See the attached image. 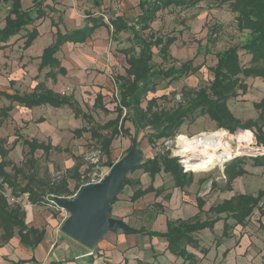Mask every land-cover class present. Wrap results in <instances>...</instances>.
<instances>
[{
  "label": "trees",
  "instance_id": "trees-1",
  "mask_svg": "<svg viewBox=\"0 0 264 264\" xmlns=\"http://www.w3.org/2000/svg\"><path fill=\"white\" fill-rule=\"evenodd\" d=\"M201 0H140L138 3L139 13L132 19L128 20L123 16H116L109 19L108 23L103 20L102 16H87L86 24L81 28L72 29L62 33L58 29L55 32V39L52 44L43 49L39 57L38 69L44 67L57 68V72L64 75L66 70L60 66L59 60L55 54L60 46L66 42L82 43L90 37L92 32L102 26L111 25L112 30L110 37L116 36L120 32H128L130 40L134 46L123 49L125 54L127 68L124 75L117 76L114 80L118 89L119 99L116 102L113 111L116 116L104 123L94 121L90 113L84 112L79 104L69 96L56 93L43 84H38L29 93L8 94L0 91V97L10 101H15L24 107H34L48 104L53 107L67 105L72 109L76 117H81L86 121V126L75 129L74 135L80 137L82 133L88 132L90 137L98 143L101 155L104 154L107 161H110V145L112 140L118 135L130 136V129L125 127V122L130 121L134 133L138 134L145 128L150 132L147 134V141L154 143L161 138H174L185 119L195 120L200 116L206 115L214 121L216 128H221L229 133L239 130L240 133L251 134L257 144L264 145V95L253 106L258 110L256 118H248L244 121L235 117L230 111L227 101L237 96L240 89L245 91L246 87L241 80V76L260 77L264 81V0H228L229 8L235 14L234 19L239 31H247L249 40L242 45L241 49L249 55V65L244 67L240 64L238 45H231L215 53L216 63L211 68L213 78L207 87L191 89L184 93L182 102L171 108L161 107L158 100L164 98L161 96H152L147 98L149 92H154L158 78L167 79L169 82L177 81L189 74L195 73L199 67L192 64L190 60L179 63L178 66L170 65L165 68H154L151 63L153 52L152 48H157L158 55L168 59L169 46L175 40V37L163 39L151 32V24L156 19L159 12L171 7H194ZM3 3H9V8L3 18V24H0V49L10 39V37L25 31L23 37V47H28L38 31L35 22L43 19L46 15V8L43 6V0H33L32 5L23 9L21 0H0ZM52 25L53 19H51ZM31 26L30 29L27 27ZM217 25L209 26L207 37L208 43L214 44L218 32ZM135 47L137 51H135ZM53 77H54V73ZM94 107H99L104 112H109L102 106V95L98 93L94 99ZM10 106L0 109V114L5 115ZM125 110V112H124ZM105 131V132H103ZM5 139L0 137V244L8 241L16 228L21 242L31 244L38 243L43 235V231L28 228L25 224V212L19 203H9L6 190H10L12 197H18L23 194L27 195L28 201L32 204H41L47 201L48 197H67L72 195L68 188V178H72L76 183L79 181L76 190L87 180L83 174L80 176L79 168L81 166L80 158H75V164L72 168L60 174L56 179H40L36 171V159L34 153L41 149L44 157L47 159L49 151L52 148L50 144L38 142L34 139L28 140L23 138L22 145L26 146L27 151L25 164L28 165L26 170L22 166H17L8 158V149L4 146ZM58 149L57 147H54ZM254 165L264 164V153L251 156ZM244 157L234 156L223 163V174L226 182L224 189L230 190L232 181L246 173L244 169ZM10 166V171L6 168ZM91 166V165H90ZM189 169V165L187 164ZM91 169V167H90ZM141 169L147 173L151 180L159 172L168 174L173 180V185L181 189L188 187L193 182L191 171L184 170L180 159L172 156L171 152L166 149L155 153L152 157L145 158L139 165L130 168L129 173ZM21 178L25 182L21 184L18 181ZM125 185L134 186L130 201L142 197L146 193L154 192L156 196L160 195L164 189L162 187L154 188L150 183L145 188H140L139 180H132L127 175L121 183L120 191ZM119 191V192H120ZM117 196L114 198V202ZM113 202V203H114ZM204 201L197 197V207L201 210ZM264 190H258L255 195L238 194L230 199L223 200L221 203L211 206L208 211L215 214L214 218L200 220L194 219H177L168 220L167 228L164 232H147L149 235L160 236L167 242V249L176 256H180L189 261V264L195 263V256L190 253L186 246L197 247V240L194 233L204 228H212L214 223L219 219L220 213H225L223 233L234 225H244L254 209H258L260 215H264ZM232 219L233 223L228 224L227 220ZM144 232V230L126 229L125 233Z\"/></svg>",
  "mask_w": 264,
  "mask_h": 264
},
{
  "label": "crops",
  "instance_id": "crops-1",
  "mask_svg": "<svg viewBox=\"0 0 264 264\" xmlns=\"http://www.w3.org/2000/svg\"><path fill=\"white\" fill-rule=\"evenodd\" d=\"M32 1L33 0H21L22 8L25 9L30 7ZM64 1L65 0H55L53 3L52 0H43V6H48L46 12L47 10L53 11L54 9H59ZM139 1L140 0H116V2L111 4V9L115 11L114 16L107 20L103 18V20L108 23L109 19H113L116 16H123L128 20H132L139 13ZM95 4L98 6L96 0ZM87 16L97 17L102 16V14L99 13L98 15H94L92 13H86L84 23L79 26L71 27L66 22V19H64V15L62 16L61 23H59L58 20L52 17V14L48 15L47 12V15L43 19L35 22L38 35L28 47H23L24 34L10 37L4 44V47L0 49V53H5L10 59H14L15 66L22 67L23 73L18 75L13 73L6 79L0 77V91H4L8 94H14L15 92L23 94L31 92L36 85L43 84L46 88L56 93L74 99L79 104L80 108L84 112L90 113L94 119L92 112L85 108L82 100L77 97V92L73 91L72 84L69 82L65 83L64 76H67L71 72L70 69L74 66L85 67L86 64L90 63V60L95 59L94 57L96 56L93 52H95L97 46L102 47L101 42L104 37L108 35L110 37L112 30L111 25H102L96 28L85 42L73 43L66 41L60 46L55 56L59 60L60 66H63L66 70L64 75L58 73L56 67L38 69L40 62L39 57L43 49L53 43L56 30L58 29L64 33L65 31L81 28L86 24ZM51 19H53V23L55 24L52 25ZM72 22H74V20H72ZM27 28L30 29L31 26ZM87 42L89 53L84 54L80 51L71 53L69 50L70 47L74 45H82ZM65 48L69 51H65ZM52 73L55 74L54 77ZM94 88L99 90L88 105L104 112L99 107L93 106L96 95L100 93L102 95V106L107 108L106 105L103 104L104 93L100 90L101 88L98 86H94ZM89 91L92 92L93 90L90 89ZM8 106H10V109L6 110L5 115L0 114V128L5 125L7 121L13 119L14 125L20 128V131H18L20 134L18 133L19 135L15 136L13 143H17L18 145L21 143L20 146L23 148L26 147L22 145L23 138L28 140L34 139L45 144L48 143L52 148L49 151L47 159H53L58 153H70L69 146H71L75 140H71L69 146H61L64 131L71 132L74 139H80L83 134H87L90 141L96 142L90 137L88 132L82 133L80 137L74 135L73 131L86 126V121L81 117H76L72 109L67 105L53 107L48 104H43L28 108L19 105L15 101L0 97V109ZM110 112H114L115 115L107 118L105 121L100 122L96 119H94V121L102 124L109 119L115 118L116 112L113 110L104 113L108 114ZM77 120L82 122L81 126L77 124ZM128 122L130 125L125 124V127L130 129L131 134L133 126L130 121ZM123 136L124 135H118L112 140L108 166L115 162V158L118 157L117 154L119 150L115 151V141L118 137ZM0 137L3 138L1 135ZM18 140L20 142H18ZM96 144L98 143L96 142ZM4 146L8 149L7 156H9L10 148L7 147L6 140ZM36 151H41L42 153L41 149H37ZM72 153H70L69 161L67 160L65 163L66 170L74 166L76 157L80 158V156ZM152 156L153 155H150L149 157ZM254 166L258 173L264 175V164ZM81 167L82 164L79 168L80 176L83 175ZM244 169L246 173L236 177L232 181L230 190L224 189L226 178L223 174V169L219 172L220 175L218 174L214 179H206L205 176L201 174L194 175L193 182L183 189L175 187L171 177L164 172L157 173L153 180H151L147 173L138 169L141 172H138L137 178L135 179L139 180L138 186L140 188H145L151 183L154 188L162 187L164 191L158 196H156L154 192H149L135 201H130L129 197L132 194L134 186L127 185L129 191L123 195L122 200L115 201L118 206H116L114 210L113 217L122 219L131 229H141L144 230V232L135 231L125 233L123 230L109 231L96 243L94 249L87 248L60 230L62 222L68 216L65 209L51 207L48 205L47 201L41 204H32L28 201L27 195L23 194L18 197H12L10 190L7 189L8 192L6 190L5 195L9 203H19L24 210L26 226L38 231L42 230L43 235L38 243L33 244V238L31 237L32 243L25 244L21 242L17 229L15 228L12 237L5 243L0 244V264H189V261L174 255L167 249V242L164 238L149 235L147 232L166 231L168 220H186L194 218L205 220L214 218L215 214L208 211L211 206H215L223 200L230 199L238 194L255 195L258 190H264V188H258L255 192L252 191L250 184H246V177L249 170L246 166H244ZM138 170L136 169V171ZM192 173H195V171ZM68 180L73 179L68 178ZM213 181L217 182L219 186L218 189H211ZM68 188L70 189L69 184ZM197 197H200L204 201L201 210L197 207ZM116 204H112V207ZM252 214L248 219L252 216V220L254 219L253 222H255L257 227H261V232H264V215H260L258 209H254ZM218 216L222 219L216 221L212 228H204L194 233V237L197 240V247H192L190 245L186 246V249L195 256V263L257 264L258 261L261 260V256H259L261 253L258 254L260 249L258 250V247L253 243V238L255 237L248 236L249 233H240L238 231L242 229L249 231L245 225L248 219L244 225H234L224 234L223 217L225 213H220ZM227 223L232 224L233 220L228 219ZM1 232L0 228V234Z\"/></svg>",
  "mask_w": 264,
  "mask_h": 264
},
{
  "label": "rangeland",
  "instance_id": "rangeland-1",
  "mask_svg": "<svg viewBox=\"0 0 264 264\" xmlns=\"http://www.w3.org/2000/svg\"><path fill=\"white\" fill-rule=\"evenodd\" d=\"M52 1L53 3L55 2V0ZM96 1L98 2V6L95 4V0H65L59 9H54L53 11L47 10V12L48 15L52 14V17L58 20L59 23H61L62 16L64 15V19H66V22L71 27L84 23L86 13L94 15L100 13L105 20L114 16L115 11L111 9V4L116 2V0ZM228 4V0H201L194 7H171L158 13L156 19L151 24V32L157 36H161L163 39L175 37V40L169 46L168 52L170 57L168 59L162 60L157 53L158 49L152 48V66L154 68H165L172 64L178 66L179 63L190 60L199 69L195 73L184 76L177 81L169 82L167 79L158 78L155 91L149 92L147 98L163 95L164 98L158 100V105L171 108L182 102L185 92L191 89L207 87L213 78L211 68L216 63L215 53L231 45H238L240 47L238 51L240 64L244 67L249 65L250 55L241 49L242 45L249 40L248 32L237 29L234 19L235 14L230 11ZM8 7V3L0 2V24H3V18ZM213 24L217 25L219 29L216 42L210 45L206 39L209 33V26ZM24 32L22 31L20 35L24 34ZM101 43L102 47L97 46L95 52H93L96 56L94 60H90V63L86 64L85 67L74 66L70 69L71 72L67 76H64L65 83L69 82L72 84L73 91L77 92V97L82 100L85 108L92 112L94 119L100 122L113 117L115 113L110 112L107 114L88 105L99 90L95 89L94 86L101 88L100 90L104 93L103 104L110 111L113 110L119 99L118 89L115 87L113 80H116L119 75H124V70L127 67L125 56L121 50L134 46L128 32H120L113 37H109L108 35L103 38ZM69 50L71 53L80 51L85 54L90 52L88 42L82 45H74ZM69 50L65 48V51ZM135 51H137L136 47ZM84 58L87 59L86 57ZM13 60L8 55H5V53H0V77L3 79L8 78L13 73L15 75L23 73V68L15 66ZM241 80L246 87L245 91L242 92L239 89L237 96L228 99L227 104L233 115L244 121L248 118L257 117L258 110L253 106V103L264 95V81L262 78L255 76H241ZM90 89L93 91H89ZM76 122L79 126L82 125L81 121L77 120ZM125 124L130 125L128 121ZM239 130L242 129L229 133L224 129L216 128L215 123L204 115L195 120L185 119L174 138H161L151 144L147 141V134L150 132L148 128L143 129L138 134H135L132 128L131 137L125 135L118 137L115 141V151L119 150L115 161L126 155L131 150L133 144L136 150L139 151L142 161L145 158H149L150 155L168 149L172 156H176L181 161L185 160L186 166L188 164L189 168L195 171V173H192L193 176L201 174L206 179H214L218 174L220 175L221 167L227 159L229 160L234 156H243L244 166L249 170L246 184H250L252 191L255 192L258 188H264V175L258 173L253 165L251 156L263 154L264 145L256 143L251 130H249L251 134L240 133L237 136L236 133ZM18 131H20V128L14 125V120L12 119L0 128V135L3 136L7 147L10 148L8 156L10 160L17 166L23 165L24 170H26L28 165L25 164L26 156L24 153L27 151V148L20 146L21 143L19 145L13 143L15 136L20 134ZM167 139L173 140L169 147L164 144V141ZM194 139L200 141V144L204 147L203 150L194 153L188 150L189 142ZM71 140L75 141L69 146ZM18 142L20 141L18 140ZM226 143L228 144V148L223 147ZM64 145L69 146L70 153L73 152L72 154L80 156L82 164L81 172H83L85 178L88 177L91 166L87 164L85 156L98 148V144L90 141L87 134H83L80 139H74L71 132L64 131L61 146ZM199 152V158L195 159L196 156L193 154ZM70 153H58L50 160L45 159L41 151H36L34 157L36 159L38 177L44 180H53L58 175L65 174V163L67 160L69 161ZM206 156L211 158L207 164L202 160L206 159ZM100 163L99 169L97 168L98 172L109 170L110 166L107 165L108 161L104 154L100 157ZM6 169L11 172L10 166ZM138 172L141 171L135 170L128 173L127 176L134 180L137 178ZM18 181L21 184L25 182L21 178H18ZM68 184L71 193L75 195L78 191L76 188L79 185V181L76 183L74 180H68ZM214 188H219L215 181H213L211 189ZM128 191L129 189L125 185L117 194L116 201L122 200L123 195ZM113 204H116V202ZM116 206L118 205L111 206V216H113ZM252 216L245 224L249 231L243 229V231H238L240 233H249L248 236L255 237L253 238V243L258 247V250L260 249L258 254L261 253L259 255L261 256V260L257 264H264V232L260 231L261 227L256 226L255 222H253L254 219L252 220Z\"/></svg>",
  "mask_w": 264,
  "mask_h": 264
},
{
  "label": "water",
  "instance_id": "water-1",
  "mask_svg": "<svg viewBox=\"0 0 264 264\" xmlns=\"http://www.w3.org/2000/svg\"><path fill=\"white\" fill-rule=\"evenodd\" d=\"M141 162V155L133 144L126 155L110 164L100 182L81 185L72 198L55 197L57 204L68 212L60 230L94 249L107 232L131 229L122 219L111 216L110 210L130 168Z\"/></svg>",
  "mask_w": 264,
  "mask_h": 264
},
{
  "label": "built area",
  "instance_id": "built-area-1",
  "mask_svg": "<svg viewBox=\"0 0 264 264\" xmlns=\"http://www.w3.org/2000/svg\"><path fill=\"white\" fill-rule=\"evenodd\" d=\"M172 142H173L172 139H167V140L164 141V144L169 147V145ZM95 150L92 151L91 154L85 156V159H86L87 164L91 165V169L89 171L88 178L84 182V184L100 182L104 178V176L107 174V172H108V170L106 172H98L97 168L99 169V165L101 164L100 163L101 151L99 150V148H96ZM184 161L185 160H182L181 161V163H182V165L184 167V170H186V171H192L191 169H188V167L186 166V163ZM221 168L223 169V165H222ZM73 195L67 196L66 198H72ZM47 203L51 207H57V208L59 207V208H61L57 204V202L55 201V198L52 197V196L48 197Z\"/></svg>",
  "mask_w": 264,
  "mask_h": 264
},
{
  "label": "bare ground",
  "instance_id": "bare-ground-1",
  "mask_svg": "<svg viewBox=\"0 0 264 264\" xmlns=\"http://www.w3.org/2000/svg\"><path fill=\"white\" fill-rule=\"evenodd\" d=\"M217 133V132H216ZM222 133V132H221ZM219 133V134H221ZM211 135V134H210ZM204 138V136H203ZM206 141V140H205ZM211 141V140H209ZM222 142V141H220ZM205 143V142H204ZM219 143V142H218ZM207 144V143H206ZM208 146V145H207ZM206 147V146H205ZM223 147L225 148H228V144L226 143L225 145H223ZM203 146L200 144V141L198 139H194L193 141L189 142V145H188V150H191L192 153L194 152H197V151H200V150H203ZM195 157V159L199 158L198 156H200V152L197 153V154H193ZM209 155V154H208ZM218 156V155H217ZM210 157H207L206 156V159H202L204 163H209L210 162Z\"/></svg>",
  "mask_w": 264,
  "mask_h": 264
}]
</instances>
